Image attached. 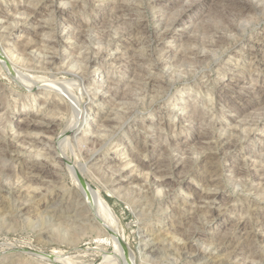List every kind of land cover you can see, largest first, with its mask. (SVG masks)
<instances>
[{"label": "rangeland", "instance_id": "374dc122", "mask_svg": "<svg viewBox=\"0 0 264 264\" xmlns=\"http://www.w3.org/2000/svg\"><path fill=\"white\" fill-rule=\"evenodd\" d=\"M194 1L195 5L190 7ZM246 1L254 2L253 4L257 7L252 8V5L245 3ZM232 3L236 5H232ZM244 3L245 9L241 8V4ZM231 5L233 8L229 10ZM174 20L175 24L170 26ZM129 23L132 24L129 25ZM137 23L143 25L141 29H137ZM36 25L51 30L48 34L41 35L51 45L49 47L44 42L32 45L36 52L33 51V53L38 57L34 65L40 67L39 60L45 61L52 56L56 58V61L48 73L42 71L27 73L29 79L26 80L29 82H24L25 84L22 85L11 74H8L6 66L0 60V106L6 109L3 112L6 114L3 115V121L7 119L11 121V123H6L7 126L9 125L10 136L13 134L10 129L21 125L20 117L22 115L18 113L17 108L23 111L20 107L22 102L32 101L33 95L28 91L29 86L27 85H33L32 82L36 80L44 81V84L51 83L53 82L52 78H67L69 80L67 93L63 92L62 94L70 108L74 107L73 103L77 102L81 95L79 86L74 87L77 86L75 81L81 77L79 80L83 89L87 88L86 93L83 91L85 97L82 104L91 106L92 111L88 114L89 120L82 121L85 127L79 128L78 133L83 129L100 126L101 118H111L110 121L116 125L109 126L110 133L109 127L108 130L105 128L106 134H108L105 137L107 142L99 150L90 147L89 149L84 144L79 148L72 147L73 145L67 146L71 144L67 142L69 136L62 137V132H64L63 134L70 132L68 125L74 119V114L71 111L63 115V121L54 130V133L46 135L33 132L30 134L31 139L34 140L45 137L51 145L49 148L53 147L52 151L57 152L58 149L60 152L61 150L62 154L57 152V156L61 160L45 159L48 157L47 154H42L40 156L42 158H37L35 154V158L39 161L45 159L53 166H57L58 174L55 180H51L36 173L37 171L33 172L35 177L33 174L24 175L23 173L22 176L37 178V183L34 186H39L37 187L39 188L38 195L33 198V201L22 202L23 205H20L21 201L17 195L24 191L22 183H17L15 178L3 177L0 179V264H115V261L117 264H124L121 256L123 247H127V254H129L127 256L131 261L133 260V264H264V258H251V251H244L248 248L247 244L242 247L244 250L239 252L238 259H228L226 256L228 249L226 250L224 245H220L221 239L231 235L238 219L236 216L238 212L231 216L226 211L229 206L234 205V208L239 212L250 207V211L264 217V184L257 186L256 182L253 184L248 182L249 185L246 183L241 185L242 182L231 174V170L242 165V162L247 159L246 156H250L253 161L264 166V0H0L1 51L5 52L2 50L3 46L15 49L17 46L20 48L25 45L24 43L27 44L33 38V28ZM134 27L137 31L130 35ZM72 29L76 33L78 29H82V36L77 40L71 37L67 39L66 32L72 31ZM168 29L169 36L165 38L162 34ZM142 31L147 32L149 36L145 37L140 34ZM98 40L99 43H97ZM218 42L219 44H217ZM193 51L196 57L191 55ZM69 52L74 54L72 59L74 63H68L69 61L65 57ZM78 52L82 54H78ZM158 52L163 53L160 55L163 58L162 62L169 64V69L164 70L165 73L155 69L156 59L160 58ZM185 52L188 54L187 58L184 57L186 56ZM151 54L154 55L151 56ZM85 55L90 56V60H95L97 65H87ZM15 58L18 57L13 55V59ZM131 58L132 60L136 59L135 64H128L127 61ZM191 58H194V62L191 60L192 62L188 63ZM197 58L202 60L201 63L200 61L196 63L198 60L195 59ZM81 62L83 63L81 64ZM152 62L153 64H151ZM175 62L177 63L175 64ZM179 63L183 66L181 67ZM176 65L180 66V69L185 68L180 70L179 67H175ZM186 68H188L187 71ZM57 69H61L62 72H58ZM77 70L78 72H76ZM68 71L71 74H67ZM177 71L180 75L175 73ZM168 73L171 74V77ZM75 75L78 78H74ZM39 76L46 78L42 79ZM146 77L157 84L152 87L144 86L148 82L145 80ZM175 77L179 80H176ZM143 79L145 83L142 81ZM166 80H169L168 83L173 81V83L170 82V89H164L163 82H167ZM113 84H117L118 89L114 90ZM106 85L110 86L113 91L111 92V89ZM147 88L149 91H146ZM179 90H187L189 96L184 94L177 101V105L173 107V100L178 96ZM107 91H109L108 94L104 95ZM94 92L100 96L93 99ZM102 95L105 98L100 100ZM157 95L158 97H156ZM74 97L77 99L74 100ZM155 97L158 99H153ZM46 98V96H39V99L47 100L48 98ZM152 99L155 100L154 103L151 102ZM54 101L55 99L50 96L47 103L54 107ZM104 101L107 103L106 107L103 106ZM33 110L35 111V109ZM97 111L98 113H96ZM129 112L132 113L127 115ZM202 112H204V118ZM180 113L185 118L173 126V118L170 120V117ZM169 114L170 117L167 116ZM191 114L196 115L197 121L187 119V117H194ZM47 116L49 117V115ZM44 118L47 119L45 116ZM199 122L207 123V127H200ZM88 124L91 125V128H88ZM221 128H228L232 131L243 129L242 132L245 134L251 129L253 131L251 130L249 136L243 133L242 140L238 141L239 145L235 149L212 161L213 167L218 173L216 187H209L210 189L204 187L203 182L200 181L202 178L197 176L201 171L195 172L194 166L192 168L187 166V171L184 169L186 174L183 170H181L183 173L179 170V172L176 171L173 174L172 182L164 187L165 189L163 188L164 193L161 192L162 195H158L153 191V185H150L153 184V179L150 175L147 176L148 170L133 172L135 169L133 166L137 162L141 165L144 160L147 161L150 157L154 159L167 154L166 150L168 152L172 150L174 154L179 155L181 161L185 162V166L191 157V160L194 157L197 159L198 156L203 158L212 152L207 150L206 146L213 140L209 139L206 142L205 139H197V135L209 132L212 134L211 136L218 137L222 133L223 129L221 130ZM103 129L101 128L102 131ZM62 138H67V140L63 141ZM164 147L168 148H165V152H163ZM118 148L119 150H117ZM89 151L91 152L89 153ZM64 154L67 157H64ZM257 155L260 156H258V161L256 160ZM86 156L88 157L86 164L91 170L78 169L84 164L83 160L87 159ZM179 157L177 156V159ZM23 160L24 163L32 162L29 160V155H24ZM97 160L100 162H96ZM103 160L106 161L105 164ZM2 161L4 160L0 159V162ZM131 161L132 163L121 173L123 176L114 174ZM5 163L10 169L15 166L18 169L21 164L16 158L6 159ZM95 168L97 170H94ZM77 174L85 176L86 182L99 191L106 206L108 205L107 207L111 210L110 218H105L104 211L100 209L98 211L99 207L96 208L95 205L90 204L88 196L78 187ZM110 174L114 175L109 178ZM125 175L126 177L127 175L129 177L138 176L139 178L137 177V182L132 185L128 178L123 179ZM231 176L233 177L231 178ZM114 180L118 182L113 183ZM116 186L118 187L116 188ZM115 188L121 189L120 194L118 193L120 196L116 192V194L111 192V190H116ZM145 188L148 189L147 192H144ZM203 189L218 193L220 195L218 206L219 204L222 206L218 208L220 212L217 211V215L212 218L208 229L203 230L197 227L199 219L201 222L204 219L203 222L206 221L205 216L198 220L194 219L190 223L187 222L181 227L182 231L197 227L200 231L197 238H188L182 232L169 229L168 220H171L174 215L181 214L185 205L188 204L186 202L194 200L203 192ZM139 193H147V197L142 198ZM153 198L155 199L152 202ZM89 204L96 209L89 207ZM165 209L166 211H164ZM94 210L96 211L94 212ZM163 216L167 219L160 220ZM106 219L110 221L108 222ZM108 227L111 229L108 230ZM261 232L264 231L255 230L256 234ZM225 234L227 235L225 236ZM122 240L126 246L123 245ZM115 243L116 247H114ZM251 249L255 250L256 246L253 245Z\"/></svg>", "mask_w": 264, "mask_h": 264}, {"label": "bare ground", "instance_id": "6f19581e", "mask_svg": "<svg viewBox=\"0 0 264 264\" xmlns=\"http://www.w3.org/2000/svg\"><path fill=\"white\" fill-rule=\"evenodd\" d=\"M88 1V0H87ZM141 1V0H140ZM220 1V0H219ZM226 1V0H225ZM230 1H232V0H230ZM239 1V0H238ZM215 2H217V1H215ZM229 2V1H228ZM258 2V1H257ZM126 3V2H125ZM246 4L247 3H249V5H252V8H254L256 5L255 4H253L254 2H249V1H246L245 2ZM245 3L242 5L241 4V8H243V9H245L246 8V5H245ZM45 4V3H44ZM211 4V3H210ZM223 4H225V3H223ZM111 5V4H110ZM126 5V4H125ZM146 5V4H145ZM186 5V4H185ZM193 5H195V1H194V3H192L191 5H190V7H192ZM216 5V4H215ZM232 5H236L235 3L233 4L232 3ZM232 5H231V7H229V10H230V8H233L232 7ZM121 6V5H120ZM124 6V5H123ZM224 6H226V5H224ZM248 6V5H247ZM13 7V6H12ZM85 7V6H84ZM129 7V6H128ZM237 7V6H236ZM257 7V6H256ZM119 8V7H118ZM234 8H235V6H234ZM249 8V7H248ZM122 9V8H121ZM227 9H228V7H227ZM226 9V10H227ZM239 9H240V7H239ZM242 9V10H243ZM261 9V8H260ZM14 10H16V9H14ZM119 10H120V8H119ZM228 11V10H227ZM247 11V10H246ZM222 12V11H221ZM7 13V12H6ZM12 13V12H11ZM120 13H122V12H120ZM124 13V12H123ZM238 13V12H237ZM27 14V13H26ZM29 14V13H28ZM260 14V13H259ZM120 15H122V14H120ZM147 15V14H146ZM52 16V15H51ZM241 16V15H240ZM27 18H28V15L26 16ZM31 17V16H30ZM122 17V16H121ZM159 18H160V16H159ZM262 18V17H261ZM115 19V18H114ZM123 19V18H122ZM168 19V18H167ZM224 19V18H223ZM14 20V19H13ZM111 20V19H110ZM109 20V21H110ZM244 20H246V19H244ZM47 21V20H46ZM132 21V20H131ZM138 21V20H137ZM136 21V22H137ZM248 21V20H247ZM12 22V21H11ZM135 22V21H134ZM175 20L174 21H172V25L170 24V26H173V24H175ZM13 23V22H12ZM48 23V22H47ZM139 23V22H138ZM137 23V24H138ZM239 23H241V22H239ZM251 23V22H250ZM132 23H129V25H131ZM238 24V23H237ZM13 25V24H12ZM123 25V24H122ZM129 25H128V27H129ZM134 25V24H133ZM243 25V24H242ZM86 26V25H85ZM143 25L142 24H138V28L137 29H141V27H142ZM167 26V25H166ZM247 26V25H246ZM124 27V26H123ZM122 27V28H123ZM232 27V26H231ZM230 27V28H231ZM131 28V27H130ZM129 28V29H130ZM234 28V27H233ZM242 28V27H241ZM83 29V28H82ZM82 29H78L77 30V33L72 29V31L71 30H68L66 33V35H67V39L69 38L70 39V37L72 38V39H74V40H77V39H79L82 35H81V33L83 32V30ZM88 29V28H87ZM164 29H166V28H164ZM7 30V29H6ZM122 30V29H121ZM51 30L49 29V28H45V27H43V26H40V25H36V27L35 28H33V38H31L30 40H29V42H27V44L26 43H24L25 45H20L21 47L19 48L18 46H17V48L15 47V49H13V48H5L4 46L2 47V50H5V52L4 51H1L0 50V57H1V62L2 63H4V65L6 66V70H7V72H8V74H11L13 77H14V79L16 78L17 80H18V82L20 83V84H22L23 85V83L24 82H26V83H28L27 82V80L29 79L27 76V73H32L33 71L35 72V71H42V72H44V73H48V71H50L51 69H50V67L51 66H53L54 64H55V61H56V58L54 57V56H52V57H49V59L47 60H43V61H38V63L40 64V67H37L36 65H34L35 64V62H37V60H38V57H37V55H35L34 53H33V49H34V47L32 46V45H36L37 44V42H38V44L39 43H41V42H44L47 46H49L50 47V43L49 42H47L48 40H44L42 37H41V35L43 36V35H46V34H48L49 32H50ZM137 30H136V28L134 27L133 28V30H132V33H130V35H132V34H134V32H136ZM238 31V30H237ZM122 32V31H121ZM102 33V32H101ZM221 33V32H220ZM227 33V32H226ZM239 33V32H238ZM87 34V33H86ZM137 36H138V34L137 33H135ZM140 34H142L143 36H149V35H147V32H145V31H142ZM102 35V34H101ZM158 35V34H157ZM156 35V36H157ZM51 36V35H50ZM158 36H160V35H158ZM162 36L163 37H165V38H167L168 36H169V29L168 30H166V32L164 31V33L162 34ZM84 37V36H83ZM93 37H95V36H93ZM108 37V36H107ZM129 37V36H128ZM135 37V36H134ZM191 37V36H190ZM242 37V36H241ZM27 38V37H26ZM139 38V37H138ZM156 38V37H155ZM131 39V38H130ZM222 39V38H221ZM157 40V39H156ZM163 40H165V39H163ZM220 40V39H219ZM159 41H161V40H159ZM191 41V40H190ZM221 41V40H220ZM223 41V40H222ZM156 42V41H155ZM158 42V41H157ZM259 42V41H258ZM97 43H99V40H98V42ZM150 43V42H149ZM212 43V42H211ZM235 43V42H234ZM234 43H232V44H234ZM80 44V43H79ZM78 44V45H79ZM102 44V43H101ZM159 44V43H158ZM195 44V43H194ZM198 44V43H197ZM217 44H219V42L217 43ZM257 44V43H256ZM261 44V43H260ZM44 45V44H43ZM82 45V44H81ZM91 45V44H90ZM97 45V44H96ZM157 45V44H156ZM191 45V44H190ZM209 45H211V44H209ZM214 45V44H213ZM216 45V44H215ZM98 46H99V44H98ZM138 46V45H137ZM37 47V46H36ZM53 47V46H52ZM195 47V46H194ZM208 47V46H207ZM210 47V46H209ZM208 47V48H209ZM55 48V47H54ZM79 48V47H78ZM212 48V47H211ZM1 49V48H0ZM49 49V48H48ZM157 49V48H156ZM97 50V49H96ZM189 50V49H188ZM201 50H203V49H201ZM79 51V50H78ZM161 51H162V49H161ZM160 51V52H161ZM35 52V51H34ZM151 52V51H150ZM160 52H158V53H160ZM164 52V51H163ZM186 52H188V51H186ZM186 52H185V54H186ZM36 53V52H35ZM51 53V52H50ZM79 53H81V52H78V54ZM157 53V52H156ZM197 53V52H196ZM14 55V57L15 56H17L18 58L16 59H13V55ZM55 54V53H54ZM82 54V53H81ZM91 54V53H90ZM155 54V53H154ZM154 54H151V56H153ZM163 54V53H162ZM161 53L158 55V56H160V55H162ZM185 54H183V55H185ZM203 54V53H202ZM211 54V53H210ZM43 55V54H42ZM74 54H72V53H67L66 54V59L69 61L68 63H71L72 62V59H73V56ZM88 55V54H87ZM92 55V54H91ZM147 55V54H146ZM168 55V54H167ZM182 55V56H183ZM188 54H186V56H184V57H188L187 56ZM191 55H193L194 57H196L195 56V54H194V51H193V53L191 52ZM197 55V54H196ZM200 55V54H199ZM86 56V55H85ZM133 56V55H132ZM166 56V55H165ZM204 56H206L205 54H204ZM84 57V56H83ZM94 57V56H93ZM145 57V56H144ZM163 57V56H162ZM44 58V57H43ZM95 58H96V56H95ZM133 58V57H132ZM132 58L131 59H129L127 62H128V64H130V65H132L133 63L135 64L136 62H135V60H132ZM168 58V57H167ZM181 58V57H180ZM180 58H179V60H180ZM22 61H21V60ZM85 59H86V64L87 65H94V66H96L97 64H96V62H95V60H90V56H86L85 57ZM92 59V58H91ZM126 59V58H125ZM128 59V58H127ZM162 59L163 58H161V56H160V58L158 59H156L157 61H156V64H155V69L156 70H158V72L161 70V71H164V70H166V69H169L168 68V65L169 64H167V63H164V62H162ZM165 59V58H164ZM194 59V58H193ZM193 59L191 58V59H189L190 60V62H188V63H191L192 61H193ZM200 59V58H199ZM198 58L197 59H195V60H198L196 63H198L200 60H199ZM215 59V58H214ZM75 60V59H74ZM167 60V59H166ZM169 60V59H168ZM176 60V59H175ZM177 60H178V58H177ZM182 60V59H181ZM192 60V61H191ZM252 60V59H251ZM25 61H26V63H25ZM171 61H172V59H171ZM183 61H185V60H183ZM187 61V60H186ZM202 61V60H201ZM201 61H200V63H201ZM29 62V63H28ZM124 62H125V60H124ZM180 62V61H179ZM194 62V61H193ZM1 63V64H2ZM37 63V64H38ZM72 63H74V62H72ZM78 63V62H77ZM83 62H81V64H82ZM177 62H175V64H176ZM181 63V62H180ZM179 63V65H181ZM183 63V62H182ZM184 63H186V62H184ZM38 64V65H39ZM80 64V63H79ZM151 64H153V62L151 63ZM174 64V65H175ZM146 65H147V63H146ZM178 65V64H177ZM175 66V67H179V69L183 66V65H181V67L180 66ZM184 65H186V64H184ZM188 65V64H187ZM74 67V66H73ZM86 68V67H85ZM183 68H185V67H183ZM182 68V69H183ZM71 69V68H70ZM73 69V68H72ZM79 69V68H78ZM84 69V68H83ZM150 69H151V67H150ZM149 69V70H150ZM170 69H172V68H170ZM175 69H177V68H175ZM182 69H180V70H182ZM187 69L188 68H186V71H187ZM195 69V68H194ZM55 70V69H54ZM76 70V69H75ZM174 70V69H173ZM184 70V69H183ZM190 70V69H189ZM22 71V72H21ZM57 71L58 72H62V70L61 69H57ZM70 71V70H69ZM66 72L67 74H71L70 72ZM80 71V70H79ZM148 71V70H147ZM168 71H170V70H168ZM167 71V72H168ZM72 72V71H71ZM76 72H78V70L76 71ZM166 71H164L163 73H165ZM181 72V71H180ZM148 73H149V71H148ZM148 73H145V74H148ZM153 73V72H152ZM176 74L177 73H179V71H177V72H175ZM196 73V72H195ZM76 74V73H75ZM135 74V73H134ZM150 74V73H149ZM167 74V73H166ZM169 74V73H168ZM172 74H174L173 72H172ZM183 74V73H182ZM162 75V74H161ZM163 75H165V74H163ZM171 74H169V76H170ZM175 75V74H174ZM178 75H180V73L178 74ZM74 76V75H73ZM149 76H152V75H149ZM168 76V75H167ZM166 76V77H167ZM177 76V75H176ZM31 77V76H30ZM37 77V76H36ZM39 77H41V76H39ZM54 77V76H53ZM165 77V78H166ZM171 77V76H170ZM173 77V76H172ZM179 77V76H178ZM184 77V76H183ZM38 78V77H37ZM42 78V77H41ZM43 78H46L45 76H43ZM42 78V79H43ZM49 79H50V77H48ZM54 78H57V77H54ZM74 78H78L76 75H75V77ZM81 77H79L78 78V81H75V83L77 84V86H74L75 88L76 87H78L79 86V90L81 89V95H80V99H77V98H75L74 97V100L75 99H77L78 101L76 102L75 101V103H73L74 104V107H72V108H70V107H68V105L66 104V102H65V96H63L64 94H62L63 92L64 93H67V86H68V82H69V80H67V78H62V79H53L52 78V80L51 81H53V82H51V83H46V84H44L43 82L44 81H42V82H40L39 80H34L35 82H32V83H34L33 85H27V86H29L27 89H28V91L30 92V94L31 95H33L32 97V101H30V102H22V106H20L21 108H22V110L23 111H21V110H19V108H17V110H18V113L19 114H21L22 115V117H20V119H22V121H21V125H19V126H14L12 129H10V131H13V134H11V136H10V134L8 133L9 132V130H8V126L6 125V123H11V121H10V119H7L6 121H3V115H6L5 113H3L4 111H6V109H4L5 107H3V108H1V106H0V159H3L4 161H2V162H0V179L1 178H3V177H7V178H15L16 180H17V183H22V185H23V188H24V191L23 192H19L17 195H19V200L21 201L20 202V205H23V203L22 202H24V203H26V202H31V201H33V198L34 197H36L38 194H37V191H39L38 189L39 188H37V187H39L38 185H37V187L36 186H34V184H36L37 183V178H34L35 176H34V174H33V172L34 171H37L36 173H39V174H41V176H44V178H48V179H51V180H55L56 178H57V174H58V168H57V166L55 167V166H53L52 165V163L50 164V163H48L45 159H51V158H56V159H60L59 158V156H57V152H58V147H55L57 150V152H55V151H52L51 150V148H53V147H51V148H49V146H51L50 145V143H49V141L45 138V137H43V138H40V139H36V140H34V139H31V136H30V134L31 133H33V132H40V133H42V134H52V133H54V130L59 126V124L60 123H62V121H63V115L64 114H66V113H68V112H72L73 114H74V119H73V121H70L71 123H69V127H68V131H70V132H68V133H66V134H63L64 132H62V137L63 136H69L68 138V140H67V138H62L63 139V141L65 140H67V142H69V143H71V144H68L67 146L69 147L70 145L72 146V147H74V146H76V147H78L79 148V146H82L83 144H84V146L86 145V146H88V148L90 147V148H93V149H95V150H99L100 148H102L104 145H105V143L107 142V140H106V136H108V134H106V131H105V128L107 129L109 126H111L112 127V125H116V124H114L113 123V121H110V119H108L106 116L107 115H104L106 118H101V120L102 121H100L101 123H103V124H101L100 122H98V123H100V126H96V127H94V128H91L90 126V124H88V128H91V129H83L81 132H79L78 133V130H79V128H84L85 127V125L82 123V121H87V120H89L88 119V114L90 113V111H92V107L91 106H83V104H82V101L84 100V97H85V93H86V89L87 88H85L84 87V89H83V87H82V84L80 83V79ZM143 78V77H142ZM144 78H145V76H144ZM176 78V77H175ZM174 78V79H175ZM181 78V77H180ZM27 79V80H26ZM49 79H48V81H49ZM167 79H168V77H167ZM172 79V78H171ZM170 79V80H171ZM178 78H176V80H177ZM45 80V79H44ZM75 80V79H74ZM113 80V79H112ZM146 81L148 80V82L147 83H145V81H144V79L142 80L146 85H144V86H148L149 85V87H152V86H154V85H156L157 84V82H155V81H153L152 79H150V78H148V77H146V79H145ZM179 80V79H178ZM16 81V80H15ZM138 81V80H137ZM167 81V80H166ZM169 81V80H168ZM168 81L167 82H163L164 84V89L165 88H171V84H170V82H172L173 83V81H170L169 83H168ZM17 82V83H18ZM46 82V81H45ZM139 82V81H138ZM137 82V83H138ZM18 83V84H19ZM72 83V82H71ZM70 83V84H71ZM74 83V82H73ZM72 83V84H73ZM74 83V84H75ZM25 84V83H24ZM29 84H31V83H29ZM75 84V85H76ZM104 84V83H103ZM102 84V85H103ZM112 84V83H111ZM110 84V85H111ZM161 84V83H160ZM143 85V84H142ZM236 85V84H235ZM21 86V85H20ZM25 86V85H24ZM27 86H25V87H27ZM70 86V85H69ZM100 86V85H99ZM98 86V87H99ZM104 86V85H103ZM223 86V85H222ZM73 87V88H74ZM106 87H107V85H106ZM109 87V89H111L110 88V86H108ZM107 87V88H108ZM113 87H115V89L114 90H116V89H118L117 88V84L115 85V84H113L112 85V88ZM129 87V86H128ZM163 87V86H162ZM72 88V87H71ZM71 88H70V91H71ZM103 88V87H102ZM106 88V89H107ZM139 88V87H138ZM157 88V87H156ZM158 88H159V86H158ZM69 89V88H68ZM83 89V90H82ZM101 89V88H100ZM105 89V90H106ZM143 89V88H142ZM151 89V88H150ZM194 89V88H193ZM99 90V89H98ZM108 90V89H107ZM159 90V89H158ZM257 90V89H256ZM75 91V90H74ZM83 91H85V93H83ZM113 91V89H111V92ZM118 91V90H117ZM135 91H137V90H135ZM143 91V90H142ZM146 91H149V89L147 88V90ZM211 91V90H210ZM79 92V91H78ZM98 92V91H97ZM108 92L109 91H107V92H105L104 93V95H106V93L108 94ZM110 92V93H111ZM157 92V91H156ZM213 92V91H212ZM118 92H116V94H117ZM158 93V92H157ZM260 93V92H259ZM69 94V93H68ZM68 94H66V95H68ZM119 94V93H118ZM184 94H187V90L186 91H184V90H179L178 91V96H176L175 97V99L173 100V107H175L176 105H177V101H179L182 97H183V95ZM262 94V93H261ZM46 96L47 98V100H49V97L50 96H52L54 99H55V101H54V104H55V106L53 107V105H51V104H48L47 103V100H43V99H39V96ZM104 95H102L99 99L101 100V99H103V98H105L104 97ZM113 95V94H112ZM132 95H133V93H132ZM139 95V94H138ZM155 95V94H154ZM264 95V94H263ZM70 96V95H69ZM88 96V95H87ZM91 96V95H90ZM90 96H88V97H90ZM98 96H100L99 94H97L96 92H94L93 94H92V97H93V99H95V98H98ZM151 96V95H150ZM149 96V97H150ZM187 96H189L188 94H187ZM156 97H158V95L156 96ZM156 97L155 98H153V99H156ZM261 97V96H260ZM129 98V97H128ZM6 99V98H5ZM69 99H71L70 97H69ZM151 100V102L152 103H154L155 102V100ZM158 99V98H157ZM156 99V100H157ZM210 99V98H209ZM263 99V98H262ZM68 100V99H67ZM98 100V99H97ZM149 100H150V98H149ZM149 100H148V102H149ZM183 100V99H182ZM29 101V100H28ZM211 101H212V98H211ZM6 102V101H5ZM72 102H74V101H72ZM151 102L150 103H148L149 105L151 104ZM68 103V102H67ZM129 103V102H128ZM72 104V103H71ZM72 104V105H73ZM107 103H106V101H104L103 102V106H107L106 105ZM130 104V103H129ZM137 104V103H136ZM31 105V106H30ZM70 105V104H69ZM123 105H124V103H123ZM134 105V104H133ZM213 105V104H212ZM7 106V105H6ZM30 106V108H28ZM130 106V105H129ZM109 107V106H108ZM125 108V107H124ZM211 108V107H210ZM33 109H35V111L33 110ZM49 109H51L50 111H49ZM110 109V108H109ZM123 110V109H122ZM206 110V109H205ZM264 110V109H263ZM46 111H48V112H46ZM179 111V110H178ZM210 111V110H209ZM109 112V111H108ZM124 112V111H123ZM170 112H172V111H170ZM177 112V111H176ZM96 113H98V111L96 112ZM132 112H129L127 115H130ZM179 113V112H178ZM258 113V112H257ZM263 113V112H262ZM50 114H51V116H50ZM125 114V113H124ZM125 114V115H126ZM175 114V113H174ZM202 114H203V118H204V112H202ZM201 114V115H202ZM42 115H44L47 119H45L44 118V116H42ZM47 115H49V117L47 116ZM72 115V114H71ZM192 115V114H191ZM28 116H30L29 118H28ZM39 116H42L41 118H39ZM109 116V115H108ZM167 116H169L170 117V114L169 115H167ZM192 116H194V117H187V119H189V120H193V121H197L196 119H195V116L196 115H192ZM256 117V116H255ZM4 118H5V116H4ZM171 118H173L172 119V124H173V126H175L176 125V123H179L182 119H184L185 118V116L184 115H182L181 113L180 114H176V115H174L173 117H170V120H171ZM197 118V117H196ZM252 118V117H251ZM258 119V118H257ZM72 120V119H71ZM259 120V119H258ZM119 121H120V119H119ZM117 123V122H116ZM119 123V122H118ZM198 123V122H197ZM255 123V122H254ZM210 124V123H209ZM208 124V125H209ZM256 124V123H255ZM99 125V124H98ZM119 125V124H118ZM199 125H200V127H207L206 125H207V123L205 124H203L202 122H199ZM205 125V126H204ZM245 125H247V124H245ZM210 126V125H209ZM234 126H235V124H234ZM233 126V127H234ZM114 127V126H113ZM218 127V126H217ZM254 127V126H253ZM75 128H76V130H75ZM101 128H104L103 129V131L101 130ZM118 128H119V126H118ZM229 128V127H228ZM228 128H221V130H222V133H220L221 135H219L218 137H214V136H211L212 134H210L209 132L208 133H203V135L200 133V135H197V139H205V141L206 142H208L209 141V139H211V140H213V142L211 143V142H208L207 143V150L209 149V150H211L212 152L211 153H209L207 156L205 155L203 158L202 157H197V159L194 157V159H196V160H191L192 159V157H191V159H188V162H187V164H186V166H185V162H182L181 161V158L179 157V155H176V154H174V151L172 152V150L171 151H169L168 152V150H166V152H167V154L165 153L164 155H166V156H164V155H162V156H159V157H156V158H154V159H151V157H150V159L149 160H147V161H143L142 162V164L141 165H139L138 164V162H137V164H135V166H133V168L135 167V169L133 170V172L134 171H136L137 173H138V171H142V170H148V175L147 176H151L152 177V179H153V184H150V185H153L152 186V188H154V190L153 191H155V192H157V194L158 195H162V193L161 192H163V190L165 189L164 187H167V185H169L171 182H172V177H173V174L176 172V171H180L181 172V170H183L184 171V169H186V171H187V166L188 167H190V168H192L193 166V169H195L194 171L195 172H199V171H201L200 172V174H198L197 176H200L202 179L200 180L201 182H203V185H204V187H207V188H211V187H214L216 184H217V174L218 173H216V170L214 169V167H213V165H214V163L212 162L214 159H217L220 155H226L227 154V152L228 151H231V150H233V149H235L236 147H237V145H239L238 144V141L243 137V133L244 132H242L243 131V129L242 130H235V131H232V130H229ZM244 128V127H243ZM95 129V130H94ZM109 129H110V127H109ZM113 129V128H112ZM163 129V128H162ZM200 129V128H199ZM202 129V128H201ZM210 129H212V128H210ZM229 131H228V130ZM231 129H233V128H231ZM238 129H240V128H238ZM263 129V128H262ZM89 130H91V131H89ZM108 130V129H107ZM140 130V129H139ZM161 130V129H160ZM225 130V131H224ZM245 130V129H244ZM249 130V129H248ZM252 131H253V129H251ZM251 130H249L248 132H246V134L245 135H251ZM66 131H67V129H66ZM197 131V130H196ZM210 131H212V130H210ZM111 132V129H110V131H109V133ZM115 133V132H114ZM117 133V132H116ZM199 133V132H198ZM223 133H224V135H223ZM115 135V134H114ZM153 136V135H152ZM151 136V137H152ZM225 136V137H224ZM110 137V136H109ZM112 137V136H111ZM110 137V138H111ZM212 137V138H211ZM223 137V138H222ZM252 137V136H251ZM164 138V137H163ZM156 139V138H155ZM166 139V138H165ZM152 140H154V139H152ZM157 140V139H156ZM167 140V139H166ZM242 140V139H241ZM147 142V141H146ZM65 144V143H64ZM160 144V143H159ZM206 144V143H205ZM66 146V145H65ZM89 148V149H90ZM165 148L166 147H164L163 149V152H165ZM60 149V148H59ZM75 149V148H74ZM87 149V148H86ZM137 149V148H136ZM166 149H168V148H166ZM80 150H81V148H80ZM117 150H119V148L117 149ZM127 150V149H126ZM79 151V150H78ZM60 152H61V150H60ZM60 152H58V153H60ZM84 152V151H83ZM82 152V153H83ZM91 151H89V153H90ZM95 152V151H94ZM127 152V151H126ZM144 152V151H143ZM207 152V151H206ZM81 153V154H82ZM85 153V152H84ZM146 153V152H145ZM34 154V155H33ZM35 154H36V157L37 158H42V157H40V156H42V154H47V158H45L44 160H41V161H39L37 158H35ZM61 154H62V152H61ZM60 154V155H61ZM79 154H80V152H79ZM92 154V153H91ZM121 154H122V152H121ZM125 154V151H124V153H123V155ZM129 154V153H128ZM178 154V153H177ZM24 155H29V160H32V162L31 163H24V160H23V158H24ZM59 155V154H58ZM87 155V154H86ZM187 155V154H186ZM202 155V154H201ZM204 155V154H203ZM254 155V154H253ZM252 155V156H253ZM46 156V155H45ZM79 156V155H78ZM83 156V155H82ZM81 156V157H82ZM85 156V155H84ZM177 156L179 157V159H177ZM188 156V155H187ZM255 156V155H254ZM253 156V157H254ZM259 155H257L256 157H258ZM64 157H67V156H65V154H64ZM252 157V158H253ZM260 157V156H259ZM259 157L258 158H256V160L257 159H259ZM12 158H16L18 161H20V166L18 167V169H17V167L15 166L13 169H10L7 165H6V163H5V161H6V159H8V160H12ZM27 158V157H26ZM80 158V157H79ZM78 158V159H79ZM86 158L87 159H85L84 158V160L83 159H81V160H83V162H84V164H82V166H81V168H78V169H81V170H83V169H85V168H87V170L88 169H90L91 170V168H88V166H87V164H86V162H87V160H88V157L86 156ZM92 158V157H91ZM97 158V157H96ZM246 160H244L243 162H242V165H240V167H238V166H236L235 168H234V166H233V170H231V174L235 177V178H237V180H239L240 182H242V184L241 185H243V183H246V184H248L249 185V183H251V184H253L254 182H256L257 183V186H259V185H263L264 184V166L263 165H261V163L259 164V163H257L255 160L253 161V159H251V157L250 156H246ZM255 158V157H254ZM146 159V158H145ZM241 159V158H240ZM61 160V159H60ZM129 160H131V159H129ZM128 160V161H129ZM184 160H185V158H184ZM243 160V159H242ZM252 160V161H251ZM237 161V160H236ZM239 161V160H238ZM258 161V160H257ZM261 161V160H260ZM52 162V161H51ZM62 162V161H61ZM96 162H100L99 160H97ZM95 162V163H96ZM103 162H104V164L106 163V161L105 160H103ZM240 162V161H239ZM132 163V161L131 162H128L127 164H125L124 166H123V168H121V169H118L116 172L114 171V169H113V172H115L114 174H118V176L120 175H122L123 176V174H121L123 171H124V169H126L130 164ZM149 163V164H148ZM96 165V164H95ZM97 166V165H96ZM101 166V165H100ZM122 166V165H121ZM93 167V166H92ZM115 167V166H114ZM75 168V167H74ZM97 168V167H96ZM94 169V170H97V169H99V168H97V169ZM76 170H77V168H75ZM101 169V168H100ZM189 169V168H188ZM192 169V170H193ZM223 169V168H222ZM89 170V171H90ZM106 170V169H105ZM116 170V169H115ZM197 170V171H196ZM78 171V170H77ZM76 171V172H77ZM100 171V170H99ZM99 171L97 172V173H99ZM178 171V172H179ZM183 171L181 172V173H183ZM188 171H191V170H188ZM110 172H112V171H110ZM143 172V171H142ZM23 173H24V175L25 174H33V176L32 177H28V176H22L23 175ZM75 173V172H74ZM128 173V172H127ZM130 173V172H129ZM132 173V172H131ZM136 173V174H137ZM184 173L186 174V172L184 171ZM80 174V173H79ZM79 174H77V183H78V187H80V189H81V191L84 193V194H86L87 196H88V200H89V202H90V204L91 205H95L96 206V208L97 207H99L97 210L99 211V209L101 210V211H104V215H106V217L105 218H110L109 216L111 215V210L106 206V204H105V202H104V200L101 198V195H100V193H99V191L98 190H96V189H94L88 182H86V180H85V176L83 177V176H81V175H79ZM113 174V175H114ZM140 174H142V173H140ZM197 174V173H196ZM74 175H76V173L74 174ZM113 175H111L110 174V176H109V178L111 177V176H113ZM133 175H135V174H133ZM11 176V177H10ZM30 176V175H29ZM37 176V175H36ZM95 176V175H94ZM233 176H231V178L233 177ZM138 177V176H137ZM137 177H135V176H130L129 177V175H127V177H126V175L123 177V179L124 178H128L129 179V181H130V183L133 185V183L135 184L136 182H137V179L139 178H137ZM43 178V179H44ZM115 178V177H114ZM234 178V179H235ZM42 179V178H41ZM125 179V180H126ZM144 179V178H143ZM150 179V178H149ZM200 179V178H199ZM229 179V178H228ZM15 180V181H16ZM111 180V179H110ZM146 180V179H145ZM230 180V179H229ZM232 180V179H231ZM236 180V179H235ZM236 180V181H237ZM50 181V180H49ZM48 181V182H49ZM124 181V180H123ZM143 181V180H142ZM151 181V183H152V180H150ZM232 181H234V180H232ZM43 182V181H42ZM47 182V181H46ZM53 182V181H52ZM115 182H118V181H113V183H115ZM178 182V181H177ZM249 182V183H248ZM100 183V182H99ZM108 183V182H107ZM112 183V184H113ZM129 183V182H128ZM143 183V182H142ZM147 183V182H146ZM48 184V183H47ZM104 184V183H103ZM118 184H120V183H118ZM131 184H130V186H131ZM144 184V183H143ZM172 185V184H171ZM49 186L51 187V185L49 184ZM48 186V187H49ZM136 186V185H135ZM135 186H133V187H135ZM139 186V185H138ZM146 186V185H145ZM147 186H149V185H147ZM237 186V185H236ZM47 187V186H46ZM47 187V188H48ZM118 186H116V188H117ZM132 187V186H131ZM150 187V186H149ZM216 187V186H215ZM217 187H218V185H217ZM41 188V187H40ZM115 188V189H116ZM140 188V187H139ZM144 188V187H143ZM148 188V187H147ZM151 188V187H150ZM164 188V189H163ZM209 188V189H210ZM137 189V188H136ZM205 189V188H204ZM204 189H203V192L200 194V195H198L197 197H195V199L193 200L192 199V201L191 202H186V203H188L187 204V206L185 205V208H184V211L180 214L179 213V215H174V217H172V219L171 220H168V224H169V226H170V228L169 229H172V230H177L178 232H182L183 234H184V236H186V237H188V238H190V237H196L197 238V236H199V233H200V231H199V229L197 228V227H199L200 229H203V230H205V229H208V227L210 226V224L212 223V218H214L216 215H217V211H218V208L221 206L220 204H219V206H218V202L220 201V195L218 194V193H216V192H212V190H211V192L210 191H207V190H209V189H206L205 191H204ZM212 189H214V188H212ZM216 189V188H215ZM263 189V188H262ZM41 190V189H40ZM45 190V189H44ZM120 188L119 189H116V190H111V192L113 193V194H116L117 193V195H119L120 194ZM145 190H146V188H145ZM144 190V192H147V190L145 191ZM20 191V190H19ZM47 191V190H46ZM139 191V190H138ZM218 191V190H217ZM43 192H45V191H43ZM116 192V193H115ZM131 192V191H130ZM132 192H133V190H132ZM132 192L130 193V194H132ZM135 192H137V190H135ZM134 192V193H135ZM141 192V191H140ZM201 192V191H200ZM119 193V194H118ZM126 193V192H125ZM164 193V192H163ZM199 193V192H198ZM43 194V193H42ZM45 194V193H44ZM127 194H129V193H127ZM156 194V195H157ZM167 194V193H166ZM251 194V193H250ZM40 195V194H39ZM123 195H125V194H123ZM138 195V194H137ZM157 195V196H158ZM42 196H44V195H42ZM120 196V195H119ZM139 196L140 197H142V198H146L147 197V193H144V194H142V193H139ZM154 196H155V194H154ZM153 196V197H154ZM185 196H186V194H185ZM18 197V196H17ZM124 197H126V195L124 196ZM123 197V198H124ZM134 197H136V196H134ZM160 197V196H159ZM223 197V196H222ZM137 198V197H136ZM141 198V199H142ZM156 198V197H155ZM155 198H153L152 199V202H153V200L155 199ZM32 199V200H31ZM132 199V198H131ZM140 199V198H139ZM18 200V201H19ZM87 200V201H88ZM127 200V199H126ZM151 200V199H150ZM88 202V203H89ZM226 202V201H225ZM145 203H146V201H145ZM228 203H229V201H228ZM235 203V202H234ZM89 204V205H90ZM221 204H223V203H221ZM89 206V207H93V206ZM224 205H226V204H224ZM17 206V205H16ZM19 206V205H18ZM20 207V206H19ZM18 207V208H19ZM222 207V206H221ZM228 207V206H227ZM94 208V207H93ZM92 208V209H93ZM96 208H94V209H96ZM232 208V209H231ZM21 209V208H20ZM48 209V208H47ZM176 209V208H175ZM24 210H26V209H24ZM224 210V209H223ZM222 210V211H223ZM226 210V209H225ZM96 210H94V212H95ZM100 211V212H101ZM159 211V210H158ZM162 211V210H161ZM164 211H166V209L164 210ZM227 212H229L230 214L229 215H231V216H233V215H235L237 212H238V214L236 215L237 216V223L234 225V229H232L233 231H232V233H231V235L230 236H226L227 234H225V238L224 239H221L220 240V245H224V248L228 251L227 252V258L229 259H232V258H235V259H238V256H239V252L240 251H243L244 250V248H242V247H244V245H246L247 244V246H248V248H246V250H244V251H248V250H250L251 252V258H257V259H262V258H264V232H261L260 234H256L255 233V230L256 231H264V226H263V224H264V217H262V216H260V215H258V213H255L254 211L252 212V211H250V207H248V208H246L243 212H239L236 208H234V205L233 206H229L228 207V210H226ZM150 212V211H149ZM178 212V211H177ZM218 212H220V211H218ZM175 214V213H174ZM178 214V213H177ZM97 215V214H96ZM101 215H102V212H101ZM171 215H173L172 213H171ZM114 216V215H113ZM202 216H205L206 217V221L205 222H201V221H199V220H201V219H199V218H201ZM100 217V216H99ZM98 217V218H99ZM112 217V216H111ZM170 217V216H169ZM204 217V218H205ZM95 218V217H94ZM101 219V218H100ZM102 219H103V216H102ZM101 219V221L103 222V220ZM165 220V219H167V217L165 218L164 216L162 217V218H160V220ZM194 219H199L198 220V224H199V226H197V227H193V229H190V230H187V231H182V229H181V227H182V225H184V224H186L187 222H191V221H193ZM203 219V218H202ZM106 220H108V219H106ZM214 220V219H213ZM110 220H108V222H109ZM235 221V220H234ZM104 223V222H103ZM111 223H112V221H111ZM105 224H107V223H105ZM234 224V223H233ZM110 225V224H109ZM108 226V225H107ZM111 226V225H110ZM233 226V225H232ZM111 228H112V226H111ZM111 228H109L108 227V230H110ZM117 230V229H116ZM214 230V229H213ZM112 231V230H111ZM54 235V234H53ZM178 235V234H177ZM202 235H203V233H202ZM115 237V236H114ZM120 237V236H119ZM224 237V236H223ZM71 238V237H70ZM220 238V237H219ZM116 239H117V236H116ZM122 239V238H121ZM121 239H120V241H121ZM163 240V239H162ZM201 240V239H200ZM122 242H123V245L124 246H126L125 244H124V241L122 240ZM119 243V242H118ZM126 243V242H125ZM164 243V242H163ZM204 244H206V243H204ZM212 244V243H211ZM213 245V244H212ZM254 245V246H256V249L255 250H252L251 249V247ZM119 246H120V244H119ZM209 246V245H208ZM114 247H116V243H115V245H114ZM120 248V247H119ZM127 247H123V251H122V257H120V258H122V262H123V260H124V264H133L132 263V261L129 259V257L127 256V255H129V254H127V249H126ZM153 248V247H152ZM165 248V247H164ZM176 248V247H175ZM192 248V247H191ZM255 248V247H254ZM259 250H258V249ZM116 249V248H115ZM150 249V248H149ZM198 249V248H197ZM116 250H118V248L116 249ZM115 250V251H116ZM147 250V249H146ZM152 250V249H151ZM156 251V250H155ZM168 252V251H167ZM119 253V252H118ZM149 253V252H148ZM182 253V252H181ZM186 253V252H185ZM150 254H152V253H150ZM155 254V253H154ZM151 256V255H150ZM131 257V256H130ZM240 257V256H239ZM246 257V256H245ZM118 258V257H117ZM119 258V259H120ZM223 259V258H222ZM57 260H58V258H57ZM121 260V259H120ZM119 260V261H120ZM247 260V259H246ZM245 260V261H246ZM118 261V260H117ZM213 261V260H212ZM235 261V260H234ZM252 261H254V260H252ZM264 261V260H263ZM121 262V263H122ZM257 263H258V261H256ZM57 263H59V262H57ZM226 263V262H225ZM115 264H117L116 263V261H115ZM215 264V263H214ZM221 264H223V263H221Z\"/></svg>", "mask_w": 264, "mask_h": 264}]
</instances>
